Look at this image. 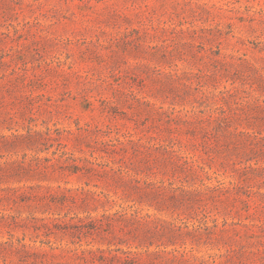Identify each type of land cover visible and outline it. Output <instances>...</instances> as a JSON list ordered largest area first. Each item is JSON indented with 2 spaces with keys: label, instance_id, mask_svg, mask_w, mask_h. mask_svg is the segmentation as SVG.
<instances>
[{
  "label": "rangeland",
  "instance_id": "374dc122",
  "mask_svg": "<svg viewBox=\"0 0 264 264\" xmlns=\"http://www.w3.org/2000/svg\"><path fill=\"white\" fill-rule=\"evenodd\" d=\"M123 209L151 231L72 228ZM18 240L50 264L138 242L264 264V0H0V243Z\"/></svg>",
  "mask_w": 264,
  "mask_h": 264
},
{
  "label": "trees",
  "instance_id": "16d2710c",
  "mask_svg": "<svg viewBox=\"0 0 264 264\" xmlns=\"http://www.w3.org/2000/svg\"><path fill=\"white\" fill-rule=\"evenodd\" d=\"M66 156L67 153L63 152V156ZM66 160H73L76 162V159L72 156L67 157ZM71 169L70 171L77 173L82 170V168L79 165L72 164L70 165ZM48 169V168H47ZM96 194V193H94ZM93 194V195H94ZM25 194H22L24 196ZM98 196L100 194H96ZM32 196V195H31ZM30 196V197H31ZM20 197V196H18ZM34 197L43 200L47 198H51L52 200L57 197V194L48 192L47 195H34ZM62 197L66 198V194H62ZM72 197V196H71ZM94 200H97L94 196H92ZM17 198V195L15 196V200ZM87 199H82L83 203H86ZM99 201V200H98ZM44 220V219H42ZM81 224H75L72 228L75 230L80 231V234L83 235H93L94 232L99 231L102 233L108 232L110 228L113 227L114 223L119 222H125L128 227V233L132 235L133 238L139 237L142 235H147L151 229H146L140 226V220L137 218V215L132 214L131 217H128V213L126 212V209H123L121 211H117L113 214L104 213L99 217L91 218L88 223H85L82 219L80 220ZM64 226V227H63ZM43 227L49 232L47 235H50L53 233V229H67V224L62 225L60 223H53V225L49 223H44ZM39 228V227H37ZM87 229V230H84ZM74 230V231H75ZM154 231L158 232V228H155ZM74 235L76 233L73 232ZM79 234V232H78ZM104 237V236H103ZM105 238V237H104ZM114 240H109L108 243L112 244ZM120 244L122 243H128L123 238L119 237ZM116 244V243H113ZM14 242H1L0 243V254L10 250L12 251V247L16 248V252L19 254V259L23 263L28 264H50L48 260V253L43 251H35V249L31 248V246L27 245L26 243H23L21 240H18V245L13 246ZM136 248L139 247H145V250L143 252H139L136 250L129 249L125 250L122 248H115V249H109L108 251L105 249L97 248V249H89V250H81L80 252L75 253V260L82 261L84 263H100V264H160L159 257L162 256V253L166 252L165 250H158V251H150V247L153 245L152 243L147 242H138L136 244ZM179 252V250L174 249L169 251V253ZM146 255L148 259L143 260L142 256ZM187 255L186 251H183L181 253V257H185ZM176 256L175 258H170L168 261L172 264H179V261ZM6 261V259H5ZM53 262V261H52ZM6 263V262H4ZM56 264H71L66 259L64 261H58Z\"/></svg>",
  "mask_w": 264,
  "mask_h": 264
}]
</instances>
